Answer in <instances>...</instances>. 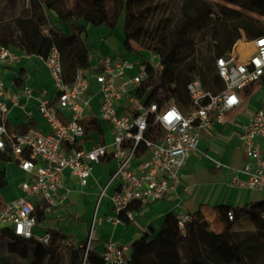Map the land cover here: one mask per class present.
Wrapping results in <instances>:
<instances>
[{
    "label": "built area",
    "instance_id": "2783aa9c",
    "mask_svg": "<svg viewBox=\"0 0 264 264\" xmlns=\"http://www.w3.org/2000/svg\"><path fill=\"white\" fill-rule=\"evenodd\" d=\"M239 44H250L251 47L240 50ZM18 58L12 47L0 45V152L9 149L12 159L26 174L20 184L22 194L0 207V230L8 228L14 235L30 239L36 224L34 200L43 201L46 209L60 204L65 198L58 194L62 171L68 169L80 185H85L94 164L106 154L111 155L115 166L99 191L96 207L108 197L115 215L107 216V221L121 222L119 214L133 219L129 210L132 203L150 204L174 192L182 168L197 149L204 129L213 120L227 122V113L241 105V93L264 77V34L249 41L239 39L229 52L216 59L217 74L223 80V87L210 91L203 88L198 78L189 81L186 88L191 106L185 112L174 104L161 108L155 103L146 106L145 96L136 95L146 76V63L157 68L159 60L142 62L139 58L127 56H98L94 67L76 68L71 82H66L60 54L52 47L49 55L41 58L53 80L56 105L67 111V116L62 119L50 105V100L33 87L23 86L19 92L5 89L3 70ZM134 68L135 73L129 74ZM90 79L98 85L96 118L107 125L111 140L108 143L98 141L84 149L80 142L84 137L85 109L92 100L88 91ZM21 94L37 100L39 112L50 128L48 132L30 128L16 133L6 128L4 116L8 108L5 101L9 99L17 104ZM233 97L237 102L228 106V100ZM125 99L129 102L128 109L120 110L119 105ZM169 113L175 114L171 122L164 119ZM150 114L163 131L155 140L144 134ZM234 126L247 160L241 168L233 171L230 184L264 189V105L235 121ZM110 186L113 190L108 194ZM189 218V213L174 214L180 233H184ZM232 219L230 210L227 220ZM95 221L94 215L91 228ZM49 239L50 235L46 233L39 241L47 243ZM90 239L91 229L86 241L79 245L85 258ZM130 254V246L109 240L104 243L100 257L105 264H126Z\"/></svg>",
    "mask_w": 264,
    "mask_h": 264
},
{
    "label": "trees",
    "instance_id": "16d2710c",
    "mask_svg": "<svg viewBox=\"0 0 264 264\" xmlns=\"http://www.w3.org/2000/svg\"><path fill=\"white\" fill-rule=\"evenodd\" d=\"M144 1L114 0L113 5H108L107 0H29L27 5L25 0H0V45L13 46L28 55L42 58H46L51 48L55 47L60 54L63 79L71 82L76 68L90 67L86 29L80 21L113 28L123 13L124 49L131 51V41L142 44V36L145 35L149 39L143 49L153 51L159 60L157 68L146 63V76L140 82L136 95L140 98L145 96L146 106L155 103L161 108L174 104L185 112L191 106L186 88L189 81L198 78L203 88L210 91L223 87V80L216 70V59L229 52L242 36L252 40L264 34V24L243 12L250 11L264 17V0H220L238 9L209 0H183L171 39H157L143 24V19L147 17L143 11L148 13L152 8H142ZM8 10L11 13L6 21L4 15ZM51 16L57 23L68 24L72 33L64 34ZM47 24L48 28L45 29ZM195 33L199 34L197 39ZM21 75L20 72L15 77L16 85L22 81ZM263 84L264 77L245 89L241 105L227 113V117L231 118V114L245 109L252 95ZM4 124L9 131L16 133L31 128L30 122L15 129H11L6 121ZM82 126L85 139L96 133L97 140L105 142L102 121L96 117H85ZM162 133L150 114L145 137L155 140ZM11 160L9 149L0 152V161ZM101 160L112 158L106 154ZM6 185L5 171L0 169V189ZM45 210V204L35 206L36 223L43 220ZM216 210L221 220L227 219V212L232 211L233 219L227 220L228 226L224 231H209L202 214L195 211L185 223L184 233H180L174 215H167L155 239L146 242V237H143L131 248L132 260L129 264H264V202L245 207L222 205ZM241 215L251 219L253 231L231 230V223ZM118 218L122 222L129 221L123 214H119ZM0 233L7 237L4 246L7 252L27 261V264H44L45 258H52L55 253L50 246L33 241V238L23 239L8 228L1 229ZM31 244H34L32 249ZM82 258V249H69L68 264H81ZM86 261L88 264H105L90 247Z\"/></svg>",
    "mask_w": 264,
    "mask_h": 264
},
{
    "label": "crops",
    "instance_id": "0c3cea01",
    "mask_svg": "<svg viewBox=\"0 0 264 264\" xmlns=\"http://www.w3.org/2000/svg\"><path fill=\"white\" fill-rule=\"evenodd\" d=\"M50 18L64 34L72 33L67 24L57 23L52 16ZM80 23L86 29L91 67L95 66V59L98 56H127L131 59L142 56L144 49H135L132 46L134 41L130 42L131 51L124 49L125 32L122 14L113 28L106 25L94 26L84 21ZM11 47L18 53L19 58L3 70L5 89L19 92L23 86L33 87L37 93L43 94L50 102L53 101L51 105L55 107L57 114L59 112L60 118L65 119L67 111L56 105V90L44 60L40 56L28 55L19 48ZM139 59L147 62L142 58ZM135 71L136 68L128 73L134 74ZM20 72L22 81L16 85L14 79ZM259 90L258 96L251 98L245 109L231 114V118L227 117V122L219 123L213 120L210 126L204 129L197 149L190 154L182 168L176 190L150 204L132 203L129 210L134 216L133 219H128L127 223L105 219L107 216L115 215L107 196L96 207L99 191L105 186L115 166L113 160H101L95 163L92 174L85 185H80L77 178L68 169H64L61 173V186L58 188V194L64 195L65 198L60 204L45 210L43 220L33 227L32 240L39 241V238L48 233L50 239L43 244L55 249L52 257L54 261L60 257L66 260L69 249L79 248V245L86 241L90 229L89 247L91 251L99 255L104 243L109 240L119 245H128L130 248H133L135 243L143 237H146V242H149L157 236L166 216L176 213L192 214L199 211L208 223L209 231L214 233L224 231L228 226V221L219 218L216 210L218 206L245 207L252 203L264 202V189L230 184L233 171L241 168L247 160L234 122L243 119L251 111L264 105V85ZM88 91L92 94V100L85 109V115L96 117L99 94L98 85L93 79L89 81ZM243 95L244 92L241 93V98ZM5 102L8 110L4 117L11 129L30 122L31 128L41 132L50 130L39 112L38 102L34 97L21 94L17 104H13L9 99ZM128 103L125 99L120 103L119 109L127 110ZM103 125L105 142L108 143L111 137L107 125L104 122ZM96 142H98L96 133H92L87 139L83 137L80 146L89 149ZM0 169L5 171L7 180V185L0 189V201L3 205L22 194L20 184L26 178V174L14 160L0 161ZM112 190L113 187L110 186L107 193H111ZM34 203L35 206L45 204L38 200H34ZM94 215L96 221L91 228ZM230 228L240 232L253 231L254 223L247 215H241L231 223ZM6 239L7 237L0 233V243L5 242ZM33 245L31 244V249ZM44 261V264H47L48 258L46 257Z\"/></svg>",
    "mask_w": 264,
    "mask_h": 264
},
{
    "label": "rangeland",
    "instance_id": "374dc122",
    "mask_svg": "<svg viewBox=\"0 0 264 264\" xmlns=\"http://www.w3.org/2000/svg\"><path fill=\"white\" fill-rule=\"evenodd\" d=\"M182 1L183 0H151V1L145 0L144 3L141 5L142 8L145 6H151L152 7L150 10L151 12L145 13V11H143L144 15H147V17L145 19H143V21H144L143 24L146 25V27H148L153 32V34L155 35V37L157 39H159V38L164 39L167 37L169 39H171L173 29H175V23L178 22V20H179V15H180V11H179L180 9L179 8H180ZM209 1H212L215 3H220V4H225V5H228L229 7L238 9L236 6L231 5V4H226L220 0H209ZM25 2L27 5L29 4V0H25ZM107 3H108V5H113L114 0H107ZM12 12H13V10H12ZM243 12H245L247 15H249L253 18L258 19L261 25L264 24V17H262L256 13L250 12V11H243ZM10 13H11V10L10 11L8 10L5 12L4 19H7L6 21H8L7 17ZM122 15L124 16L123 13H122ZM47 26H48V24L46 25L45 29L48 28ZM71 32H72V28H71ZM194 37L197 39L199 37V34L195 33ZM148 39H149L148 37L143 35L142 36V40H143L142 44L139 42H133L132 46L137 50L143 49V47L146 46ZM240 40L249 41L246 39L245 36H242V38ZM142 56H140L139 58H142L145 61L154 62V61L158 60L157 57L155 56V53L149 49H144ZM259 91L260 90H258L257 92H255L252 95V99L255 98L256 96H258ZM5 242L0 243V264H27V261L20 260L18 257L8 253L7 249H5V247H4ZM131 260H132V254H130L129 261L127 262V264H129V262ZM47 264H68V258L65 260L64 258L60 257V258H57L53 261L52 258L50 257V258H48ZM81 264H88L84 254H83Z\"/></svg>",
    "mask_w": 264,
    "mask_h": 264
},
{
    "label": "clouds",
    "instance_id": "9594fccd",
    "mask_svg": "<svg viewBox=\"0 0 264 264\" xmlns=\"http://www.w3.org/2000/svg\"><path fill=\"white\" fill-rule=\"evenodd\" d=\"M236 99L233 97V98H230L227 102L228 106H231L232 104L236 103ZM174 113H169L167 116L164 117V119L167 121V122H171V120L174 118Z\"/></svg>",
    "mask_w": 264,
    "mask_h": 264
},
{
    "label": "bare ground",
    "instance_id": "6f19581e",
    "mask_svg": "<svg viewBox=\"0 0 264 264\" xmlns=\"http://www.w3.org/2000/svg\"><path fill=\"white\" fill-rule=\"evenodd\" d=\"M238 47L240 48V50H242V49L247 50L251 47V45L250 44H239Z\"/></svg>",
    "mask_w": 264,
    "mask_h": 264
}]
</instances>
